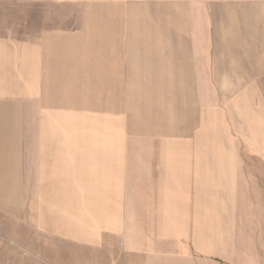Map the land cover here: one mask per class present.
Segmentation results:
<instances>
[{
  "label": "crops",
  "instance_id": "1",
  "mask_svg": "<svg viewBox=\"0 0 264 264\" xmlns=\"http://www.w3.org/2000/svg\"><path fill=\"white\" fill-rule=\"evenodd\" d=\"M256 177L264 0H0L1 215L175 261Z\"/></svg>",
  "mask_w": 264,
  "mask_h": 264
},
{
  "label": "rangeland",
  "instance_id": "2",
  "mask_svg": "<svg viewBox=\"0 0 264 264\" xmlns=\"http://www.w3.org/2000/svg\"><path fill=\"white\" fill-rule=\"evenodd\" d=\"M118 84V102L125 110V83ZM93 85L87 83V89ZM144 229L150 233L158 226ZM212 231L211 241L191 242L189 252L170 261L145 253L143 235L138 234L144 247L130 251L128 243L114 235H106L103 245L79 243L0 214V264H264V177L247 178L238 192L216 197Z\"/></svg>",
  "mask_w": 264,
  "mask_h": 264
}]
</instances>
